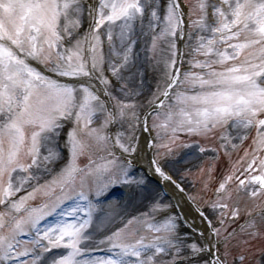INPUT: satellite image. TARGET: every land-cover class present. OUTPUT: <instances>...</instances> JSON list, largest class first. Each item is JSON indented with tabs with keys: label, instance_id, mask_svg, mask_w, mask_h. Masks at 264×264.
I'll return each mask as SVG.
<instances>
[{
	"label": "snow or ice",
	"instance_id": "snow-or-ice-1",
	"mask_svg": "<svg viewBox=\"0 0 264 264\" xmlns=\"http://www.w3.org/2000/svg\"><path fill=\"white\" fill-rule=\"evenodd\" d=\"M186 6L187 13L180 0H0V264H227L237 233L227 232L226 221L240 214L226 203L231 185L249 198H264V0H195ZM186 28L187 41L195 39L194 58L182 70L178 42L185 41ZM141 40L145 60L163 65V87L149 101L153 130H171L173 143L178 132L212 136L220 141L212 151L229 158V147H238L234 140L244 143L252 130L255 135L219 182L215 199L206 202L219 226L196 203L193 224L199 218L206 225L198 240L190 238L181 232L191 227L186 217L153 196L148 212L98 240L105 255L81 261L92 226L114 218L99 215L112 186H127L131 201L145 198V179L133 177L132 161L114 152L139 151L140 105L131 100L139 92L124 73L137 66ZM125 121L127 136L111 134ZM144 124L148 131L146 117ZM68 125L65 157L59 142ZM81 157L88 159L84 167ZM150 163L184 192L157 158ZM68 201L72 206L63 207ZM240 233L249 237L244 243L264 235V217L260 225L249 219ZM60 248L66 253L49 261L46 254Z\"/></svg>",
	"mask_w": 264,
	"mask_h": 264
},
{
	"label": "rangeland",
	"instance_id": "rangeland-1",
	"mask_svg": "<svg viewBox=\"0 0 264 264\" xmlns=\"http://www.w3.org/2000/svg\"><path fill=\"white\" fill-rule=\"evenodd\" d=\"M187 1L189 3H195V0H187ZM195 18L196 17H193V19H195ZM154 64H155V62L152 64V69H151L152 70V76H151V82H150L149 88L145 87V89H144L142 87V89H143L142 93H139L138 96L131 97L132 101H134L135 99H139V97L141 98V100L137 102V104L140 105L137 108V113H138L139 117H140L142 112H144L146 109H148L150 106L153 105V104L149 103V101L152 100L154 97V94L157 93L158 87L159 88L163 87V81H164L163 65L161 64L159 67H154L153 66ZM143 67L148 69V65L146 64V62L143 65ZM185 69H188V67L186 65L184 67V70ZM138 79H139L138 74H136L135 78L133 79V81H135L133 83L134 84L133 86L135 87V90L137 92H139V87L136 88V85L138 86ZM142 86H143V84H142ZM124 99H126V98L124 97ZM154 119H155V116L151 119V122H150L152 130H153ZM100 123H101V120L98 119L93 123L92 126L98 127L100 125ZM127 125L128 124L126 121L123 124L118 123V124L114 125L110 129L111 134L114 135L116 131H120L124 135L127 131ZM136 129H138V127ZM228 129L229 128H227L226 130H228ZM233 130H234L233 137H235L237 135V130L236 129H233ZM153 131L157 136V142H162V145L164 144L163 151H165V152H163L161 149L160 155L158 157L159 164L168 165L170 167L171 164L174 162V160L178 156L185 154V152H186L188 154V156H186L184 166H186L189 163H192V164L190 165V167H187V169L175 172L176 175L178 176V178L184 179L185 177H187L190 179V182H191L190 184L187 183V181H185L183 179H181V180L188 187L187 191H190V189L192 187V190L189 192L190 193L189 195L191 197H196L197 200H200L203 193H210L212 190L211 186L214 185V169H215V167H211V166H213V165L215 166L216 161L220 157L221 158H223L224 156L229 157V155H225V153L223 151H218V152L212 151V149H218V148H215V147L213 148V146H211V141L212 142L216 141L215 144H217L218 147H219L220 141L218 139H214L212 136H209L206 138L203 136H189L185 132H178L177 133L178 138L173 143L172 138H171V130L166 131L164 129H157V130H153ZM158 132H159V135H158ZM198 142H204L203 148L206 149L205 152L201 153L199 151V149L201 147L197 146ZM233 143H236L238 145V147L236 149H232L231 147H229V154H230L231 158L234 157V155L238 152V150L244 144V143H241L239 140H234ZM184 144H188L189 147H187V148L183 147ZM165 145H168L169 147L172 148L171 153L168 152V147H165ZM114 152H115L116 156L117 155L118 156L126 155V154L121 153V151L118 148L114 149ZM220 153L223 155V157L220 156ZM210 168L212 169L211 177H209V175H208V170ZM205 182H207V185H208L207 188H205ZM119 186H123V185H119V184L114 185L109 190L113 189L114 187H119ZM229 191L231 192V199H228L226 201V203H228L229 207L231 208L233 206H238L240 209V214H239L240 219L243 218L242 220H245L246 218H249L251 216V219L255 220L257 225H260L261 221H262V214H264V199H262V198H258V199L249 198L247 196V194L244 193L243 191L238 192L236 185H234V184L231 185ZM67 204L68 205L71 204V201L66 202V204L63 207H66ZM257 206H258V209H257ZM67 207H70V206H67ZM257 210L259 211L258 213H256ZM148 211H149V209L145 210L144 212H148ZM249 213L251 215H249ZM121 215L122 214L119 213V215H117V217L114 219V221L117 220V218L120 217ZM160 215H163V214L157 215L155 218L156 221H158ZM212 217L213 216H211V218ZM67 219L71 220L70 217ZM212 221L217 226L219 225V222L215 216H214ZM110 224H107L106 226H109ZM118 224H120L122 226L123 220L121 219ZM241 226H242V224L236 230L237 236L229 242V244H230V246L228 248V251L230 253L229 255L232 256V254H233L235 256V258H237L240 261V264H256L255 258L257 256V253H258V255H264V235L259 236L256 239L250 240V242H248V243H244L243 241L249 240V237L246 235H243V236L241 235V233H240ZM93 236L94 235H92V240L90 242L85 241L82 243L81 250L83 253H86L88 250H91L90 248L94 247L96 245V243L98 242V240L103 238V235L96 236V237H93ZM56 250L60 251L62 255L66 253V250L63 248L52 249L51 252L56 251ZM51 252H50V254H51ZM223 252H224V246H221V253H223ZM240 255H243V257H244L243 261L240 260V258H239ZM54 258H59V256H56ZM54 258H52V259H54ZM79 258H82V256L77 257V259H79Z\"/></svg>",
	"mask_w": 264,
	"mask_h": 264
},
{
	"label": "bare ground",
	"instance_id": "bare-ground-1",
	"mask_svg": "<svg viewBox=\"0 0 264 264\" xmlns=\"http://www.w3.org/2000/svg\"><path fill=\"white\" fill-rule=\"evenodd\" d=\"M132 70V69H131ZM135 78V75H130V83L132 82V80ZM140 80L138 79V85L140 86ZM139 86H136V88H138ZM138 147H139V151L137 153H135V157L133 158V160L138 163V165H142V166H147L149 165V172L154 175L155 174V170L154 168L151 167V163H149L148 159H149V153H148V136L145 133H141L139 138H138ZM168 189L171 191L172 195L174 196L175 202H176V206L177 203H179V210L181 212V214L183 216L186 217V222H189L191 225H193L194 227H196V229L199 231L200 229H202L201 227L199 228L197 221H195V223L193 224L192 221V216L195 215V211L192 210V207H186L183 203L182 200L184 199V195L181 196L179 193H177L173 188H171L169 185ZM144 197L142 200L141 199H137L136 201H131L130 200V204L127 205L126 208L124 207H120L117 205H115L113 202H111L112 200H109V204H107L106 206V212L104 215H100V216H109L112 215L114 218L110 219V220H106L102 225L97 222L96 224H94L91 228V232L95 233V234H102L104 232H106V229L108 226H106L107 224H110L114 221L115 217L117 215H115L117 212H122L125 210L126 213H133V212H137V214H140L142 212H144L145 210H147L149 208V205L151 203V198L149 195L144 193ZM52 258L48 259L49 261ZM88 259H82L81 261H87Z\"/></svg>",
	"mask_w": 264,
	"mask_h": 264
}]
</instances>
